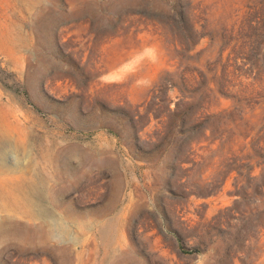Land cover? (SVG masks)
Here are the masks:
<instances>
[{"label":"rangeland","instance_id":"374dc122","mask_svg":"<svg viewBox=\"0 0 264 264\" xmlns=\"http://www.w3.org/2000/svg\"><path fill=\"white\" fill-rule=\"evenodd\" d=\"M260 81L264 0H0V264H264Z\"/></svg>","mask_w":264,"mask_h":264},{"label":"trees","instance_id":"16d2710c","mask_svg":"<svg viewBox=\"0 0 264 264\" xmlns=\"http://www.w3.org/2000/svg\"><path fill=\"white\" fill-rule=\"evenodd\" d=\"M238 91L241 97L235 107L238 112L237 118L244 122L245 126L250 129L249 133L255 132L251 137V146L261 154L264 162V82L260 81L259 84L252 82L246 87L239 88ZM256 105H260L263 111L259 115L258 122L251 124V117L246 116L250 113V116L253 115ZM182 249L188 253L194 252V250H187L183 246Z\"/></svg>","mask_w":264,"mask_h":264}]
</instances>
